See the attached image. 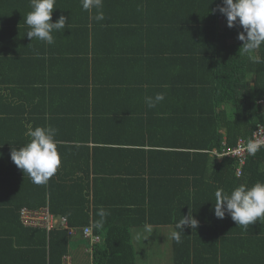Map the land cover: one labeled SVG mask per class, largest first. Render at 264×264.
<instances>
[{"label": "crops", "instance_id": "obj_1", "mask_svg": "<svg viewBox=\"0 0 264 264\" xmlns=\"http://www.w3.org/2000/svg\"><path fill=\"white\" fill-rule=\"evenodd\" d=\"M192 2L103 0L104 19L96 21L81 0H56L52 22L61 15L67 21L49 45L27 38L30 0H0V264H44V235L20 219L22 208L40 209L43 188H52L62 211V201H82L90 186H99L100 201H127L133 205L126 209H145L155 222L131 230L137 264H264V220L247 228L227 214L218 221L206 167L188 162L189 172L201 174H184L178 115L196 104L143 85L152 70L176 72L167 64H145L137 55L149 48L144 37L156 30L154 49L178 47L184 41L176 31L184 28L179 19L193 16ZM156 94L164 99L149 108L145 97ZM28 125L57 130L60 165L45 184H34L11 160L13 148L30 142ZM46 201L50 211L47 194ZM189 214L199 226L176 229ZM174 231L183 242L178 247ZM88 248L79 236L67 257L86 264L88 254L95 264Z\"/></svg>", "mask_w": 264, "mask_h": 264}, {"label": "trees", "instance_id": "obj_2", "mask_svg": "<svg viewBox=\"0 0 264 264\" xmlns=\"http://www.w3.org/2000/svg\"><path fill=\"white\" fill-rule=\"evenodd\" d=\"M192 3L193 16L182 13L179 22L184 23V28L176 29L177 34L183 35V43L178 47H174L173 43L167 49H154L151 40L153 33L157 32L151 29V37H144L148 50L144 49L137 55L143 56L145 64L151 68L167 64L166 67L176 71L152 74V70L143 85L152 91L165 90L183 101L196 104L192 109H182L178 115L180 122L177 130L184 136V174L200 177L201 171L187 170L188 162L206 167L203 174H207L208 182L205 185L207 192L211 193L212 189L216 204L215 192L218 189L230 194L240 185L251 187L257 182L264 183V147L247 157L246 163L241 166L240 177L236 175L237 159L220 158L224 152L235 148L239 139L248 142L254 132L264 126V44L247 54L239 52L242 42L237 36L243 31L242 27L230 29L225 16L219 11L213 14L214 9L222 6V0H193ZM191 22L197 25L189 27ZM170 27L173 28V25ZM171 31L170 28L159 33L170 34ZM139 37L142 42V36ZM42 84L47 86L50 82L47 79ZM177 89L180 91H175ZM45 94L47 96L49 92ZM51 189H42L40 208L46 206V194L49 195L50 211L56 216L66 217L70 226L79 229L94 226L100 219L99 211L103 209L107 213L103 226L94 227L96 234L103 238V243L95 250V264H137L131 230L155 223L147 218L145 209L143 212L130 211L126 208L133 204L127 201L102 202L99 200V186H90L82 201L68 204L62 201L64 207L58 211L56 206L59 201L54 198ZM142 213L143 219H138ZM258 221L253 225H257ZM29 229L39 230L46 239L43 243L47 248L44 264H63V258L69 254L77 239L69 237L61 229H54L49 234L45 230ZM179 243L183 244L182 241ZM175 245L178 247L177 242ZM185 263L182 261L179 264Z\"/></svg>", "mask_w": 264, "mask_h": 264}, {"label": "clouds", "instance_id": "obj_3", "mask_svg": "<svg viewBox=\"0 0 264 264\" xmlns=\"http://www.w3.org/2000/svg\"><path fill=\"white\" fill-rule=\"evenodd\" d=\"M56 0H30L31 11L25 18L29 27L27 38L45 42L49 45L54 43L52 33L65 29L67 18L61 15L55 22H52V14ZM82 9L90 13L89 19L103 20V13L100 11L103 0H81ZM95 15H91L92 10ZM219 13L226 17L227 27H242L237 39L242 42L239 52L244 54L257 50L264 44V0H222V6L213 10V14ZM164 99L162 94L155 97H145V103L149 108H154L157 103ZM57 130L51 126L33 127L27 126L26 135L30 142L17 150H11V160L16 167L27 174L34 184L47 183L49 178L56 172L60 165V157L54 139ZM264 146L259 140H249L244 150L250 155H255ZM216 204L214 214L217 218L223 219L225 215L238 225L247 228L257 220H264V183L257 182L253 186L240 185L233 189L230 194L224 193L222 189L215 192ZM100 219L94 227L103 226L107 213L101 209L98 213ZM184 226L196 229L199 226L198 220L189 214L175 225L176 229L183 232ZM173 238L180 242V232L174 231Z\"/></svg>", "mask_w": 264, "mask_h": 264}, {"label": "built area", "instance_id": "obj_4", "mask_svg": "<svg viewBox=\"0 0 264 264\" xmlns=\"http://www.w3.org/2000/svg\"><path fill=\"white\" fill-rule=\"evenodd\" d=\"M262 103L264 104V101H262ZM250 140H259L264 144V126H261L256 130ZM246 143V140L239 139L235 148L224 152V154L220 156V158L230 157L238 160L239 165L236 169L237 177H240L241 175V166L246 163L247 157L251 156L246 150H244ZM20 216L24 226L45 230L47 234L54 229H61L66 231L69 237L77 238L82 236L89 242L87 253L92 255L93 261L96 247L103 243V238L95 233L93 227L79 229L70 226L67 218L54 215L49 211L48 207H43L37 210L24 207L20 212ZM63 264H72V261L65 256L63 258Z\"/></svg>", "mask_w": 264, "mask_h": 264}, {"label": "rangeland", "instance_id": "obj_5", "mask_svg": "<svg viewBox=\"0 0 264 264\" xmlns=\"http://www.w3.org/2000/svg\"><path fill=\"white\" fill-rule=\"evenodd\" d=\"M86 264H91V256H89L88 254L86 255Z\"/></svg>", "mask_w": 264, "mask_h": 264}]
</instances>
